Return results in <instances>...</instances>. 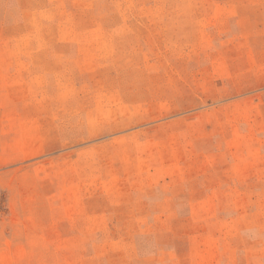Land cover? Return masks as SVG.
Masks as SVG:
<instances>
[{
    "label": "rangeland",
    "instance_id": "obj_1",
    "mask_svg": "<svg viewBox=\"0 0 264 264\" xmlns=\"http://www.w3.org/2000/svg\"><path fill=\"white\" fill-rule=\"evenodd\" d=\"M0 264H264V0H0Z\"/></svg>",
    "mask_w": 264,
    "mask_h": 264
}]
</instances>
